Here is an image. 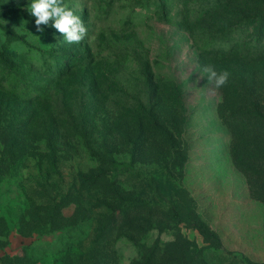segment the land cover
Returning <instances> with one entry per match:
<instances>
[{
	"label": "rangeland",
	"instance_id": "obj_1",
	"mask_svg": "<svg viewBox=\"0 0 264 264\" xmlns=\"http://www.w3.org/2000/svg\"><path fill=\"white\" fill-rule=\"evenodd\" d=\"M30 3L0 0V264H132L176 238L162 264H264V159L238 156L202 49L248 42L264 0H63L87 28L71 44ZM162 77L180 159L130 116Z\"/></svg>",
	"mask_w": 264,
	"mask_h": 264
},
{
	"label": "trees",
	"instance_id": "obj_2",
	"mask_svg": "<svg viewBox=\"0 0 264 264\" xmlns=\"http://www.w3.org/2000/svg\"><path fill=\"white\" fill-rule=\"evenodd\" d=\"M247 16L246 20L252 21L254 31L251 36L248 35V42L235 41L226 49L220 45H206L202 49L206 54L204 59L218 62L217 72L227 70L230 73L228 84L220 88L222 95L218 108L220 115L232 130L234 142L241 147L238 156L261 161L264 159V11ZM243 19L235 28L242 26ZM177 87L172 79L158 78L152 96L153 99L156 98L155 103L152 104V99V103L147 105L138 102L136 108L131 109L130 116L137 125L147 127L151 133H155L152 138L160 145L167 146L174 158L180 159V137L185 120L181 112L185 108ZM174 166H182V161H176ZM80 187L75 190L80 196L89 193L90 174H80ZM172 216H178L176 208ZM195 226L206 236H218L216 232H210L202 221L197 222ZM160 245L157 242L152 248L153 254H145L140 257L141 260L132 264H162L166 258L164 253L169 247L176 250L173 256L181 254L171 262L178 263L183 259V247H186V243L181 239L176 238L166 245V249Z\"/></svg>",
	"mask_w": 264,
	"mask_h": 264
},
{
	"label": "clouds",
	"instance_id": "obj_3",
	"mask_svg": "<svg viewBox=\"0 0 264 264\" xmlns=\"http://www.w3.org/2000/svg\"><path fill=\"white\" fill-rule=\"evenodd\" d=\"M29 11L36 17L35 28L39 33L44 32L42 25H48L49 21H53L51 27L63 34L70 44L81 42L87 35L83 20L64 5L63 0H31ZM204 71L208 73L207 79L214 81L216 88H222L229 82L230 73L227 70L217 72L209 65Z\"/></svg>",
	"mask_w": 264,
	"mask_h": 264
}]
</instances>
